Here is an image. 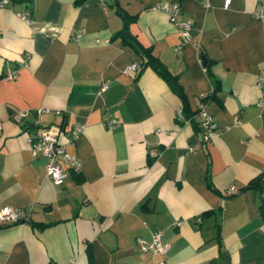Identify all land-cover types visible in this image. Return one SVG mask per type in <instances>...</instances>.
I'll use <instances>...</instances> for the list:
<instances>
[{"label": "crops", "instance_id": "obj_1", "mask_svg": "<svg viewBox=\"0 0 264 264\" xmlns=\"http://www.w3.org/2000/svg\"><path fill=\"white\" fill-rule=\"evenodd\" d=\"M159 1L0 6V208L24 209L0 225V264H264L261 198L249 186L257 179L264 197L256 82L264 20L253 13L264 0H179L192 24L179 52L177 26L152 7ZM116 5L136 16L130 32L177 76L189 121L152 67L122 71L141 57L113 36L122 24ZM200 103L218 126L207 141L196 125ZM35 127L56 134L80 168L63 164L59 182L46 176L44 155L26 140ZM156 232L165 253L137 245Z\"/></svg>", "mask_w": 264, "mask_h": 264}, {"label": "built area", "instance_id": "obj_2", "mask_svg": "<svg viewBox=\"0 0 264 264\" xmlns=\"http://www.w3.org/2000/svg\"><path fill=\"white\" fill-rule=\"evenodd\" d=\"M10 0H0V6L6 5ZM230 0H224V6L229 4ZM102 2V0H101ZM153 8L162 9L168 14L169 21L177 26L180 33V43L176 46L177 52L180 51V48L184 44L186 40H188L191 36L190 30L192 24L180 17V1L179 0H161L154 5ZM253 13L256 17H259L264 20V5L258 6ZM19 16L26 21H29L31 18L28 11H20ZM141 68V64L139 62H131L126 64L122 71L130 72L135 71L138 72ZM256 82L259 85L261 90V97L259 99V104H264V70L258 73L256 77ZM107 86V79L103 80L99 86V91L104 89ZM12 118L14 120H20L21 117L25 114V111L19 110L11 113ZM177 115L189 121L187 117H184V113L182 108L179 109ZM197 125L203 128L201 133V137L203 141H207L210 137V134L214 131L218 130V126L214 121L211 114L207 113L203 109L202 103L197 107ZM118 121L116 119L111 120L109 123L111 126L115 125ZM81 124H73L70 126L69 132L72 136H75L81 129ZM26 140L29 145V149L32 155H36L38 152L42 153L45 157V175L52 179L54 182L61 181L66 172L63 168V164L70 166L74 169H79L81 166L80 160L70 153H68L64 147V145L59 140V137L48 131V129L44 130V128L35 127L26 133ZM234 191L233 187H228L225 190V193H231ZM264 195V193H263ZM24 209L20 207H13L11 205H5L0 208V223H11L14 221H18L20 217L23 215ZM137 245L142 250H150L155 253H165L168 248V244L163 242L160 238V232H156L153 234L152 239L150 241H145L141 237L136 238Z\"/></svg>", "mask_w": 264, "mask_h": 264}, {"label": "trees", "instance_id": "obj_3", "mask_svg": "<svg viewBox=\"0 0 264 264\" xmlns=\"http://www.w3.org/2000/svg\"><path fill=\"white\" fill-rule=\"evenodd\" d=\"M84 0H74L75 3H82ZM116 12L121 16L122 18V24L120 29L114 33V37H120L121 41L127 45H129L135 52L138 53L141 57V69L142 70L145 66L152 67L169 85L170 89L180 98L181 105H182V111L184 113L183 116L189 118L191 117L193 111L189 110L187 99L185 96V93L183 91V88L181 84L179 83L177 76L174 74H171L169 70L166 68V66L153 54L152 48L150 46H144L142 45L137 38L130 32L129 30V24L132 22L136 16L127 14L123 9H121L118 5L115 6ZM204 97H207V95H203L202 99ZM190 120V118H189ZM197 125V123H196ZM198 126V125H197ZM208 185L212 186L211 182L208 181ZM249 186H253L259 189V194L261 201L259 203L260 212L264 218V197L262 196L261 192L263 190V187L259 185L258 180H253ZM246 186H243L244 189ZM225 192V191H224ZM210 210L205 211L203 214L208 213ZM5 223H2L0 225H4ZM35 224V222H33ZM37 224V223H36ZM43 225V224H42Z\"/></svg>", "mask_w": 264, "mask_h": 264}]
</instances>
